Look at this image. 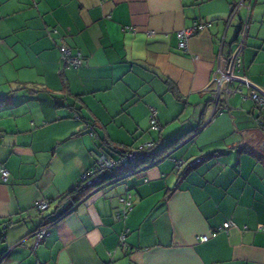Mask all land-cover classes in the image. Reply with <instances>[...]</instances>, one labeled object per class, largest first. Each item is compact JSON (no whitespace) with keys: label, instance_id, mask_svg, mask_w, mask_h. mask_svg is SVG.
<instances>
[{"label":"crops","instance_id":"1","mask_svg":"<svg viewBox=\"0 0 264 264\" xmlns=\"http://www.w3.org/2000/svg\"><path fill=\"white\" fill-rule=\"evenodd\" d=\"M194 21L211 25L181 49ZM234 53L264 89V0H0V264H264V109L212 86ZM149 143L183 145L92 189L36 244L98 156Z\"/></svg>","mask_w":264,"mask_h":264},{"label":"built area","instance_id":"2","mask_svg":"<svg viewBox=\"0 0 264 264\" xmlns=\"http://www.w3.org/2000/svg\"><path fill=\"white\" fill-rule=\"evenodd\" d=\"M211 25L208 21H194L192 26L182 29L178 32V38H179V47L181 49L187 50L188 47V40L194 36L197 32L209 27ZM61 52H62V61L65 64V66L68 67H79L84 64V57L81 55V53H73L72 49L68 45H62L61 46ZM240 66V58L238 56V53H234L230 61L228 63V66L225 68H221L219 70V74L214 77L213 81V91L215 92V98L217 99V102L219 103L220 97L222 92L226 91L228 94L233 93L235 91L234 88L231 85H234L235 83H239V87L246 86L249 88L251 92V98L255 101L257 104V107L260 109H264V89L258 87L257 85L253 84L249 79H247L245 76H241L235 72L236 68ZM226 86L227 88H225ZM239 90L236 89V91ZM259 121V120H258ZM150 122L153 128L155 129H161L157 112L155 110H152L151 116H150ZM260 125H264L263 122H258ZM88 130L90 131V134H94L93 128L88 125ZM154 144L149 143L148 145L142 146L140 148L131 149L128 151L126 156L122 159H116L113 156L104 153L97 157L95 161L94 167L86 174L84 175V180H87V183L90 185H94L98 182H100L101 179V173L103 171H108L111 169L116 168L118 165L127 167L131 165V163L137 162L138 160L145 158L147 156H150L151 152L153 151ZM202 158H198L188 164L195 165L196 163L200 162ZM157 162V160L152 159L150 163L154 164ZM185 163V161L181 160L179 161V165H182ZM122 174L119 175V178L128 177L130 175H133L135 173V170L128 168L125 169ZM3 177L7 179L9 177V171L6 168L1 169ZM127 197L126 199H123L124 202L129 207L131 205L130 200ZM36 208L39 211L46 210L50 207V202L46 200H38L35 204ZM127 213V210L125 211V214ZM233 223L231 221H227L224 224L225 228L232 227ZM128 231L122 234L121 236V242L124 243L125 236ZM48 234V225H43L41 228H39L36 233V244L41 243ZM209 239V235H203L200 237L201 241H207Z\"/></svg>","mask_w":264,"mask_h":264},{"label":"trees","instance_id":"3","mask_svg":"<svg viewBox=\"0 0 264 264\" xmlns=\"http://www.w3.org/2000/svg\"><path fill=\"white\" fill-rule=\"evenodd\" d=\"M4 100L5 98L1 97L0 100ZM264 127V125H263ZM176 141V140H175ZM178 142V140L176 141ZM177 144V143H175ZM155 147V146H154ZM113 150L117 153V156H113L114 158H116L117 160L122 159L126 156V154L128 153V149H121V148H113ZM162 149H155L153 148V151L151 152L150 156H147L145 158H142L140 160H138L137 162L131 163V165L128 166V168L134 169V167L139 166V164L146 162L148 159L151 160H157V162L161 159H163L168 153H165L164 151L162 152ZM201 158V157H200ZM147 159V160H146ZM203 161V157L202 160L200 162ZM155 162V163H157ZM198 162V163H200ZM196 163V164H198ZM195 164V165H196ZM94 167V166H93ZM127 167H121V166H117L114 169L108 170V171H103L101 173V179H102V183L101 184H94V185H90L87 183V180H82V182L80 183V185L74 187L73 189H71L70 191L66 192L64 194V196H69L72 199V202L69 206H67V208H65L58 216H56L55 218H49L48 217V222L45 223L44 225L48 224V223H52L58 219H60L64 214H66L71 208L72 206H74L75 204L79 203L80 201H82L84 198L88 197L92 192V189H97L99 186L106 184L108 182L114 181V180H121L123 178H119V175L122 174L124 171H126L125 169H128ZM91 170V169H90ZM114 181V182H117ZM43 212V210L41 211Z\"/></svg>","mask_w":264,"mask_h":264},{"label":"water","instance_id":"4","mask_svg":"<svg viewBox=\"0 0 264 264\" xmlns=\"http://www.w3.org/2000/svg\"><path fill=\"white\" fill-rule=\"evenodd\" d=\"M182 145L183 144L178 145L176 148H174L172 151H170L164 158H167V157L171 156V154L174 153L177 149H179ZM82 180H84V178ZM114 181H117V180H114ZM114 181H111V182H108L106 184H103V185L99 186L97 189L106 187V186L110 185L111 183H113ZM101 183H102V180L100 182L96 183V184H101Z\"/></svg>","mask_w":264,"mask_h":264},{"label":"rangeland","instance_id":"5","mask_svg":"<svg viewBox=\"0 0 264 264\" xmlns=\"http://www.w3.org/2000/svg\"><path fill=\"white\" fill-rule=\"evenodd\" d=\"M147 166V165H146Z\"/></svg>","mask_w":264,"mask_h":264}]
</instances>
